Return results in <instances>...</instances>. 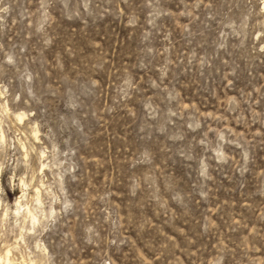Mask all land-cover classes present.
Masks as SVG:
<instances>
[{
    "label": "rangeland",
    "instance_id": "rangeland-1",
    "mask_svg": "<svg viewBox=\"0 0 264 264\" xmlns=\"http://www.w3.org/2000/svg\"><path fill=\"white\" fill-rule=\"evenodd\" d=\"M6 259L264 264V0H0Z\"/></svg>",
    "mask_w": 264,
    "mask_h": 264
},
{
    "label": "bare ground",
    "instance_id": "bare-ground-1",
    "mask_svg": "<svg viewBox=\"0 0 264 264\" xmlns=\"http://www.w3.org/2000/svg\"><path fill=\"white\" fill-rule=\"evenodd\" d=\"M16 202H17L16 204L18 205V201H16ZM26 213L30 216L31 221L35 222V218L30 214V212L27 209H26ZM5 264H8V260L7 259L5 260Z\"/></svg>",
    "mask_w": 264,
    "mask_h": 264
}]
</instances>
